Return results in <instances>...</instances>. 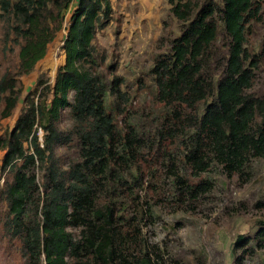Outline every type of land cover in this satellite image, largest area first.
I'll return each instance as SVG.
<instances>
[{
	"label": "trees",
	"instance_id": "obj_1",
	"mask_svg": "<svg viewBox=\"0 0 264 264\" xmlns=\"http://www.w3.org/2000/svg\"><path fill=\"white\" fill-rule=\"evenodd\" d=\"M167 1L172 16L182 24L181 34L151 71L160 101L173 105L179 114L175 129L189 139V160L196 170H206L202 159L205 145L233 169L241 168L250 154L264 160V99L249 92L254 69L260 56L264 57V42L259 58L252 56L250 62L244 48L249 24L260 20L264 0H221V4L208 0L197 7L192 0ZM72 4L75 9L62 44L64 65L56 70L53 85L43 89L45 98L36 105L27 103L8 139L0 143L5 150L3 167L14 170L4 191L7 225L35 264L42 257L45 264H67L69 258L72 264H110L115 244H130L113 199L119 191L135 187L130 149L140 148L141 143L133 128L122 133L106 112L108 88L97 70L93 41L111 20L110 0H0L4 20L22 41L16 71H7L0 78V117H9L16 108L24 88L21 78L45 57L62 28L63 13ZM218 22L228 38V51L224 62L216 66L220 75L215 81L209 73ZM42 84L38 81V86ZM65 109L73 122L66 131L58 127ZM37 125L44 131L42 143ZM74 137L80 161L56 170L55 145L68 144ZM24 144L31 152H26ZM18 161L21 165L16 168ZM36 161L49 162L50 185L40 221L28 225L24 218L38 187L26 166ZM126 174L131 183H124ZM69 227L82 228L80 240L74 239ZM129 264H150V260L141 258Z\"/></svg>",
	"mask_w": 264,
	"mask_h": 264
},
{
	"label": "rangeland",
	"instance_id": "obj_2",
	"mask_svg": "<svg viewBox=\"0 0 264 264\" xmlns=\"http://www.w3.org/2000/svg\"><path fill=\"white\" fill-rule=\"evenodd\" d=\"M110 1L111 20L93 41L97 70L108 88L106 112L122 133L133 128L141 140L140 148L130 149L133 157L129 161L137 178L135 187L119 191L113 199L120 227L128 234L130 244H115V258L110 264H129L141 258L149 259L150 264H264V160L250 154L241 168L233 169L205 145L202 159L206 170H196L188 158L189 139L175 129L179 114L173 105L160 101L151 71L159 58L169 54L170 44L180 36L182 24L172 16L167 0ZM192 1L197 7L208 0ZM212 1L221 4V0ZM74 9L72 4L63 13L62 28L48 45L45 57L32 73L21 78L24 88L16 108L9 117H0V143L8 139L27 103L33 101L36 105L37 100L45 98L43 89L53 85L56 70L65 63L62 44ZM263 42L264 4L260 20H253L246 32L244 48L248 62L252 56L259 58ZM21 44L0 10V78L7 71H16ZM227 51L228 38L218 22L213 69L209 73L215 81L220 75L216 66L224 62ZM254 74L249 92L264 99L263 56ZM38 81L43 84L38 86ZM69 99L72 100V94ZM199 108L202 110L203 105ZM61 115L59 129H72L68 109ZM35 129L42 143L44 131L39 125ZM24 146L26 152H31L28 144ZM119 149L121 152L123 147ZM4 155L0 144V264H35L22 240L7 225L4 191L12 182L14 170L3 167ZM79 161L77 138L55 145L56 170L68 169ZM15 164L17 168L21 161ZM49 165L36 161L26 166L38 187L24 218L28 225L40 221L44 194L50 185ZM124 178V183H131L127 174ZM198 186L202 187L195 191ZM81 230L68 228L76 241L81 239ZM66 263L73 261L69 258ZM38 264H45L43 257Z\"/></svg>",
	"mask_w": 264,
	"mask_h": 264
}]
</instances>
